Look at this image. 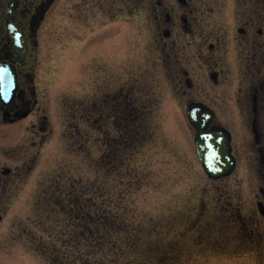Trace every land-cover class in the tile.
Masks as SVG:
<instances>
[{"label": "rangeland", "instance_id": "obj_1", "mask_svg": "<svg viewBox=\"0 0 264 264\" xmlns=\"http://www.w3.org/2000/svg\"><path fill=\"white\" fill-rule=\"evenodd\" d=\"M75 2L52 13L38 78L50 133L8 206L0 264H264L228 220L239 189L206 176L182 105L144 69L124 0Z\"/></svg>", "mask_w": 264, "mask_h": 264}, {"label": "flooded vegetation", "instance_id": "obj_2", "mask_svg": "<svg viewBox=\"0 0 264 264\" xmlns=\"http://www.w3.org/2000/svg\"><path fill=\"white\" fill-rule=\"evenodd\" d=\"M77 1L76 5L90 2ZM124 3L129 10L124 18L142 28L147 41L134 48L152 56L144 69H156L170 85V95L183 107L192 143L197 126L203 124L210 135V152L230 170L226 176L210 179L231 180L240 191L235 195L240 206L231 211L229 222L240 234H249L247 238L253 235L255 248H262L264 0ZM55 5L56 0H0V231L8 206L21 204L19 186L31 177L39 148L50 133L39 104L38 78ZM88 5L92 9L95 4ZM101 6L99 2L86 18L100 19ZM117 15L112 11V16ZM130 91L127 86L126 97ZM192 106L194 123L190 124L186 113ZM7 239V234H0V248Z\"/></svg>", "mask_w": 264, "mask_h": 264}, {"label": "water", "instance_id": "obj_3", "mask_svg": "<svg viewBox=\"0 0 264 264\" xmlns=\"http://www.w3.org/2000/svg\"><path fill=\"white\" fill-rule=\"evenodd\" d=\"M194 111V106L189 107L187 111V116L191 123H194ZM209 141L210 135L204 132L203 124H200V126H197V131L194 136V142L196 144L198 157L207 176L218 178L220 176L228 174L229 169L225 168L226 166L220 162V158L217 155H212L210 153Z\"/></svg>", "mask_w": 264, "mask_h": 264}]
</instances>
